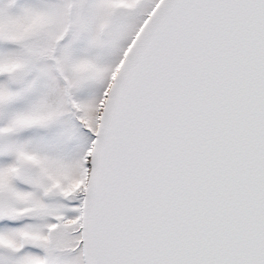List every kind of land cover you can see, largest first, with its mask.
Wrapping results in <instances>:
<instances>
[{"label": "snow or ice", "instance_id": "1", "mask_svg": "<svg viewBox=\"0 0 264 264\" xmlns=\"http://www.w3.org/2000/svg\"><path fill=\"white\" fill-rule=\"evenodd\" d=\"M0 264H264V0H0Z\"/></svg>", "mask_w": 264, "mask_h": 264}]
</instances>
